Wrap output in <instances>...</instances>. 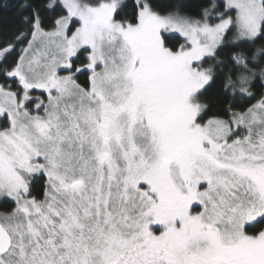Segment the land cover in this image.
I'll use <instances>...</instances> for the list:
<instances>
[{"label":"snow or ice","instance_id":"snow-or-ice-1","mask_svg":"<svg viewBox=\"0 0 264 264\" xmlns=\"http://www.w3.org/2000/svg\"><path fill=\"white\" fill-rule=\"evenodd\" d=\"M0 264H264V0H0Z\"/></svg>","mask_w":264,"mask_h":264}]
</instances>
